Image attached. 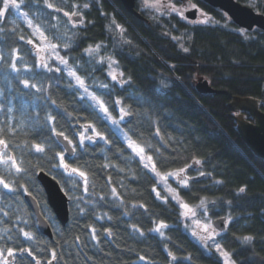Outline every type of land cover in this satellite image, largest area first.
<instances>
[{
	"label": "trees",
	"instance_id": "obj_1",
	"mask_svg": "<svg viewBox=\"0 0 264 264\" xmlns=\"http://www.w3.org/2000/svg\"><path fill=\"white\" fill-rule=\"evenodd\" d=\"M237 1L264 15V0ZM49 2L62 11L48 9L42 0H26L25 10L34 19L33 8L40 18L50 22L47 23L52 28L49 31L59 29L60 36L76 33L72 37L73 46L68 49L69 64L76 61L85 70L77 68L90 90L98 95L111 92L102 99L112 116L118 118L121 106L132 115L126 116L118 129L100 119L89 107L90 101L80 99L77 90L70 86L74 80L63 71L41 75L35 68L37 57L33 45L26 43L28 39H35L32 29L18 19L15 24L11 23L13 14L9 13L0 25L4 29L0 31V52L7 58L12 48L18 49L24 62L33 68L32 72H24L23 78L35 74L30 82L38 86L42 83L46 88L41 92L26 89L19 81L11 79L15 73L0 70V91L5 93L0 98L4 106L0 111L2 138L10 145L13 156L18 161L22 159L28 170L23 179L16 174L11 178L17 187V191L11 193L8 223L13 243L0 239V248L5 254L8 248L14 249V257L7 258L11 264H49L52 261L55 264H225L221 254L215 249H205L191 235L180 216L181 209L171 197L167 203L156 198L153 187L161 191L156 178L128 148L121 129L138 144L152 145V149H146V154L153 155L159 170L187 167L189 187L177 190L186 202L195 206L201 198L207 197L215 201L214 205L208 204V217L214 219V223L231 217L216 240L235 264H264V159L246 144L238 127L237 118L251 123L255 122L254 118L230 108L234 98H248L257 101L264 112V32L240 30L209 6H205V10L210 13V22L195 24L177 15L140 12L141 0L137 2V9L143 19L130 15L119 0H92V8L85 14L86 26L64 33L63 12L71 13L75 6L89 3L87 0ZM57 21L59 28H53V22ZM116 25L125 29L123 36L130 44L121 40ZM20 36L25 39L21 40ZM97 43L106 46L102 48L103 55L118 61L123 79L129 81L123 87L112 81L103 67L93 69L84 64V49ZM181 45L189 51L185 52ZM61 52L64 56L65 51L61 49ZM17 64L22 67L20 61ZM5 75H9L8 80L4 79ZM199 81H208L222 94H199L195 88ZM100 84H108L109 88H99ZM117 99L122 105L114 103ZM53 100L55 104L51 103ZM9 104L11 113L7 111ZM48 115L55 119L47 121ZM89 124L109 142L100 140L91 128L84 132ZM53 125L56 131H63L77 144L78 160L73 167L86 173L87 192L82 177L73 174L69 178L62 168L53 167L58 163L56 153L62 149L51 130ZM81 132L85 136L92 135L96 143L85 140L81 148L78 144ZM35 144H41L45 152H36ZM197 159L200 164L195 163ZM66 162L71 163L72 159L67 158ZM201 170L204 176L199 175ZM41 171L55 177L73 197L70 220L66 226L57 222V230L52 226V240L39 233L36 218L24 201V194H33L44 216L50 212L55 219L37 180ZM20 184L28 191L19 187ZM113 187L123 204L113 198ZM241 187L245 192L239 191ZM160 196L166 195L160 193ZM140 204L145 207L140 208ZM199 213L203 218L200 209ZM160 221L169 226L164 229L170 237L167 241L150 231ZM133 225L144 235L134 231ZM21 228L31 232L33 239L25 238ZM91 228L96 229L95 239ZM109 228L111 236L106 232ZM245 235L254 238L251 243L243 242ZM21 249H30L32 255L21 253ZM169 251L176 255L175 261L168 255ZM141 256L145 259L141 260ZM188 256L192 257L191 261ZM0 264H3L2 259Z\"/></svg>",
	"mask_w": 264,
	"mask_h": 264
},
{
	"label": "snow or ice",
	"instance_id": "obj_2",
	"mask_svg": "<svg viewBox=\"0 0 264 264\" xmlns=\"http://www.w3.org/2000/svg\"><path fill=\"white\" fill-rule=\"evenodd\" d=\"M43 4L48 8V9H53L55 12H60L62 11L60 8L55 7L52 3L49 2V0H42ZM145 6L154 8L157 12H159L160 15H164V12L160 11V0H144ZM26 5V0H0V25H3L5 20L7 19L10 10H14L16 13L17 19L23 21L26 23L28 28H31L33 30V35L37 37V39L40 41L39 44H35L32 39L26 40V43L29 45H33V48L35 49L36 53V63H35V68L36 70L43 75V73H60L63 71L68 78L71 80H74V84L70 85L74 89L77 90V92L80 95L81 100L87 99L91 103L89 104V107L93 108L94 111L96 112L97 116H99L100 119L109 122L110 125L116 126L119 129V126L122 121L125 120L126 116L132 115V113L128 110H126V107L121 106L119 109L118 113V118L112 116V114L109 112V107L106 105V102L104 99H102V96L104 95H111V92H104L98 95L95 91L90 90L89 84L86 83V79L82 77L80 74H78L77 68H80L79 64H77L76 61H73V64H69V59L68 56L70 53L68 52V49H70L73 46L74 40L72 37L76 35V33H72V36H68L65 34L64 36H55L54 42L53 39H49L47 35H45V32L41 30L40 26L34 25L33 20L29 17V11L25 10ZM85 8L88 7L87 4L84 5ZM165 8L169 10V14L171 13H176L178 16H180L183 19H187L184 17V11L187 10V8H192V9H197L196 4H187L185 9L182 10L180 8H177L174 4H167L164 5ZM199 11V9H197ZM63 15L65 17H68L69 23H71L73 28H76L77 25H83V17L82 14L76 11H73L71 13L64 11ZM79 16L80 19L78 21L73 20V17ZM200 16L201 19L198 21H189L190 23H201V24H208L210 20L212 19L211 17L208 16L207 13H204L200 11ZM11 23L15 24L16 21L13 20ZM116 28L119 29L120 32V38L124 43L130 44L131 41L127 40L124 38L123 33L125 32V29H123L120 25H116ZM3 28H0V31H3ZM21 40H24V36H20ZM173 39H176V37H173ZM62 42V47L63 50L65 51V55L61 56L59 52L57 51L58 48L61 47ZM183 50L185 52H188L189 49L181 45ZM106 48L105 45L102 43H97L94 46L89 45L87 48L84 49V53L90 58L88 63H92L93 60L97 64H104L107 62V66L109 68L108 76L111 78L112 81L116 82L117 85L120 87H123L124 84L128 83L129 81L126 79H123V72L117 73L115 69H113L114 64H118V61H116L112 56L110 55H100L101 49ZM31 51V50H29ZM48 51L51 55L46 57L43 55ZM54 57L57 61L55 65H50L49 64V59ZM17 61H20L23 67L18 66ZM75 65V66H74ZM63 66V68H61ZM7 69L9 70V74L15 73L16 75L11 76L12 80H17L21 84H23L24 88L26 89H35L36 92H41L42 90L46 91V88H44V85L41 83L39 86L36 83H31L30 81L35 78V74L33 76H30L29 78H23V73L24 72H32L33 68L30 67L26 62H24L23 57L19 54V50L16 48H12L10 52L7 55L0 52V70ZM80 71H85L83 68H80ZM59 78V77H58ZM5 80L9 79V75H5L4 77ZM166 87V85H164ZM99 88L102 89H108L109 85L108 84H100L98 86ZM5 96V93L3 91H0V98H3ZM52 104H55L56 102L53 100L51 101ZM116 105H122V101L117 99L114 101ZM4 110L3 104H0V111ZM7 111L11 113L12 111V106L9 104L7 107ZM55 118L51 115H48L46 117V120L51 122ZM91 128L92 132L95 136L99 137L100 140H103L105 143H108L109 141L107 140L106 137H104L100 132L96 131L95 127L91 124L87 125V127L84 128V132H87L88 129ZM55 136L57 138L63 137L64 141H67V144L63 145L62 149L60 152L56 153V157L58 158V163L53 165V167L57 168H62L63 172L67 174V177L71 178L73 174H76L78 177L83 178V185H84V191L87 192L88 188V177L84 171H81L78 167H73V164L76 163L78 160V157L76 156V150H77V144L73 143L72 139H69L68 136L64 134L63 131H56L55 126H52L51 129ZM3 129L0 128V145L3 146V149L0 150V164H2L5 168V170L8 172L9 175L12 174V171L14 169L15 174L19 176L21 179L24 178V176L27 174V168L24 167V161L17 160V158L13 155L8 154V143L7 141L2 138L3 134ZM10 132L14 131L13 129H9ZM121 135L124 137V139L127 141V146L128 148L132 149V152L135 153V156L139 157L140 162L143 163V167L147 169L150 173L154 175L156 178V183L163 185V190L168 194L165 197L160 196V192L157 191L156 187H153L152 191L155 193L157 199H161L164 203L168 202V198L171 197V199L179 206L181 209L180 211V216L183 217L184 219H193L197 216V209H200L202 215H203V221L202 220H195V223L200 226V230H193L192 235L194 237H197V239L203 244V247L205 249H215V251L222 256L225 257V264H235L234 261L231 260L230 254L227 251L222 250V245L215 239L217 235H219V232L217 231V228L213 226L211 219L208 217V204H215V201H209L207 197L201 198L199 200V203L196 204L195 206L189 204L186 202L183 197L180 195V193L177 191L176 188L171 187V185L168 183L169 177L173 178L175 183L181 187V188H188L189 187V180L190 177L185 175L187 172V167H180L174 170H164L161 171L157 168V164L155 160L153 159V155L146 154V149H152L151 144H138L136 141L132 140L131 137L127 135V133L123 132L121 129ZM84 132H81L79 134L78 138V144L81 148L84 147V142L85 140L89 141L90 143H96V141L93 139L92 135L85 136ZM156 134L159 136V128L156 129ZM71 146V147H69ZM35 148L36 152L39 153H44L45 149L41 144H35L33 146ZM158 153V149H155ZM64 153H68V155L72 158V162H66L65 161V155ZM196 164H200L201 162L197 159L195 160ZM161 166H163V160H161ZM190 166V165H189ZM107 167V165H105ZM200 176H204L205 173L201 170L199 171ZM55 179V177H53ZM67 182V181H66ZM110 182V178H109ZM15 180L13 181H8L5 179L3 175H0V185L3 186V189H7L9 193H15L17 191V187L15 185ZM75 186H79L78 184L73 181ZM217 183H221V181H217ZM19 187L24 188V191L27 192V188L24 187L23 184H20ZM241 193L245 192V188L241 187L239 189ZM111 193L113 195L114 199H119L121 204H123V199L120 197V194L117 192L116 188L111 189ZM30 195V193H29ZM65 195L69 196V199H73V197L66 192ZM77 200H82L83 197H75ZM103 199V197H101ZM137 205H133V207H136ZM140 208H144L145 206L143 204L139 205ZM84 209L81 208V213H83ZM7 215V213H5ZM97 219H103V217H97ZM108 219H111V217H108ZM206 221V222H204ZM231 222V217H229L226 220V223ZM133 230L139 232L141 236L144 235L143 231L138 229L136 225H133ZM169 226L164 223L163 221H160L155 224L153 228L150 229L151 232L153 233H158L159 236L164 239L165 241L169 240L170 237H168L164 231V229H167ZM187 227V226H186ZM20 231L23 233L24 237L27 238L28 240L33 239V235L31 232H26L23 230V228L20 229ZM106 232L109 236L112 235V230L106 229ZM91 233L93 239H95V234H96V229L91 228ZM79 238L77 237V240ZM254 238L249 235H245L242 237V240L244 243H251V241ZM211 241V243H209ZM27 252L28 255H32L30 249H21V253ZM15 252L14 249L8 248L7 249V256L8 257H14ZM168 255L171 257L173 261L177 259L176 255L169 251ZM53 257H55V252H53ZM0 259L3 260V264H9L8 259L5 257L4 254V249L0 248ZM141 260H144L145 257L141 256ZM188 260L191 261L192 257L188 256Z\"/></svg>",
	"mask_w": 264,
	"mask_h": 264
},
{
	"label": "water",
	"instance_id": "obj_3",
	"mask_svg": "<svg viewBox=\"0 0 264 264\" xmlns=\"http://www.w3.org/2000/svg\"><path fill=\"white\" fill-rule=\"evenodd\" d=\"M119 1L130 15L143 19L142 14L137 9L138 0ZM202 1L209 7L226 13L238 28L249 32L255 29L264 32V15L256 12L253 8L237 0ZM197 16V10L187 13V18L193 21L196 20ZM79 19L80 17L74 18L76 21ZM195 88L199 94H222V92L213 89L208 81H199ZM230 108L235 112L249 113L254 118V123L237 118L238 127L246 144L251 147L258 157L264 159V112L259 109L258 102L248 98H234ZM55 138L61 147L67 144V141H64L63 137L57 138L55 136ZM65 155L68 159H72L68 153H65ZM37 180L46 195L48 207L54 214L55 219L61 226H66L70 220V199L68 195H65L66 192L60 182L57 179H53V176L44 171L37 174ZM24 198L25 203L36 218L39 233L52 240L54 238L52 224L44 216L38 200L31 193L30 195L26 194ZM214 226L217 228V231L223 232L226 229V219H219L214 223ZM49 264H55V261Z\"/></svg>",
	"mask_w": 264,
	"mask_h": 264
},
{
	"label": "rangeland",
	"instance_id": "obj_4",
	"mask_svg": "<svg viewBox=\"0 0 264 264\" xmlns=\"http://www.w3.org/2000/svg\"><path fill=\"white\" fill-rule=\"evenodd\" d=\"M88 1V3L89 4H87L88 5V7L87 8H85L84 6H75V11L76 12H79V13H81L82 14V17H83V25H77V27L76 28H73L72 27V25H71V23H69V20H68V17H65L64 15H63V17H64V20H65V22H64V24H62L63 26H65V28H66V31H64V33H67V32H69V31H72V30H75V29H80V28H83V27H85L86 26V22H85V14H86V11H90V9L92 8L91 7V1L92 0H87ZM152 2H154V0H152ZM169 3H171V4H174L177 8H180V9H182V10H184L185 9V7H186V5L187 4H199L198 3V0H160V11L161 12H164L165 14L164 15H168V16H170V17H173V16H175V15H177L176 13H171V14H169V10L167 9V8H165L164 7V5H167V4H169ZM141 5H140V8H139V11L140 12H142V11H144V12H148V11H152L153 13L151 14V15H160L159 14V12H157L154 8H150V7H146L145 6V2H144V0H141V3H140ZM197 9H199V7H198V5H197ZM31 10H32V12H33V17H35L34 19H32L31 17V19L33 20V24L34 25H39L40 26V28H41V30L42 31H44L45 32V35H47L48 37H49V39H53L54 40V37L55 36H60L61 34H59V29L57 30V31H49V30H51L52 28H50V27H48L47 25L48 24H50V22H48V20L46 19V18H40V16H38V12L36 11V12H34L33 11V8H31ZM191 10H194V9H192V8H187V10H185L184 11V17H185V14H186V12H190ZM10 12L13 14V16H12V19L13 20H16L17 19V17H16V13H15V11L14 10H10ZM202 12H204V13H206L205 11H202ZM178 16V15H177ZM37 17H39L40 18V20H39V22H37L36 21V19H37ZM77 17H79V16H77ZM180 17V16H179ZM74 18H76V17H73L72 19L74 20ZM181 18V17H180ZM201 19V16H199V19L198 20H200ZM19 20V19H18ZM197 20V21H198ZM48 23V24H47ZM194 23V22H193ZM26 24V23H25ZM195 24H201V23H195ZM61 25V26H62ZM56 26V28H59L58 27V21L57 22H53V28ZM26 27H27V25H26ZM32 33H33V30H32ZM33 35V34H32ZM34 36V35H33ZM34 43L35 44H39L40 43V41L37 39V37H35L34 36ZM54 42H56L55 40H54ZM61 43V47L60 48H58L57 49V51L59 52V54L61 55V56H63L62 55V52H61V49H63V47H62V42H60ZM94 46V45H93ZM103 50L101 49V52H102ZM34 52H35V49H34ZM36 54V53H35ZM43 55H45L46 57H48V56H50L51 54L48 52V51H46L45 53H43ZM100 55H103L102 53H100ZM84 56H85V60H86V62L84 63V64H88L89 65V67H92L93 69L94 68H98V67H103L104 69H105V72L107 73V75H108V72H109V68H108V66H107V62H105L104 64H97L96 62H95V60H93L92 61V63H88V61H89V57L84 53ZM49 64L50 65H55L56 63H57V61H56V59L54 58V57H52L51 59H49ZM113 69H115L116 71H117V73H119V72H121V70H120V68L118 67V64H114L113 65ZM109 77V76H108ZM110 78V77H109ZM111 79V78H110ZM95 83L97 84V81H95ZM197 84V83H196ZM196 84H195V86H196ZM11 152V151H10ZM9 154V153H8ZM10 155H13L12 154V152L10 153ZM64 155H65V153H64ZM67 160V157H66V155H65V161ZM0 167H2V168H4V166L3 165H0ZM5 169V168H4ZM187 173L188 172H186L185 173V175H187ZM168 183L171 185V187H173V188H176L177 190L178 189H180L181 187H179L176 183H175V181L173 180V178H171V177H169V180H168ZM159 186H160V188H161V191L159 190V192L161 193V194H164V196L166 195H168L164 190H163V185H160V184H158ZM1 186V185H0ZM2 187V186H1ZM47 211V210H46ZM47 215H46V218L50 221V223L52 224V226L54 227V228H56V230H57V220L56 219H53L52 218V215H51V213L50 212H47L46 213ZM55 218V217H54ZM197 219H199V220H202L203 221V219L204 218H201V214L199 213V209H197V216L195 217V218H193V219H184V221H185V223L187 224V227H188V229H189V232L190 233H192V231L193 230H197V231H199L200 230V226H198L196 223H195V220H197ZM211 221H212V224H213V226H214V219H211ZM204 222H206V221H204ZM219 232V231H218ZM192 235V234H191ZM193 236V235H192ZM218 236V235H217ZM217 236L215 237V239L217 238ZM11 238L9 239V240H7L8 241V243H13L12 241L13 240H11L12 239V236H10ZM194 237V236H193ZM195 239H197V237H194ZM198 240V239H197ZM199 241V240H198ZM5 254V253H4ZM5 257L6 258H8V256H7V252H6V254H5ZM224 257V256H223ZM8 259H10V257L8 258ZM224 261H225V257H224ZM2 262H3V260H2ZM8 262H9V264H11L12 263V261H9L8 260Z\"/></svg>",
	"mask_w": 264,
	"mask_h": 264
},
{
	"label": "flooded vegetation",
	"instance_id": "obj_5",
	"mask_svg": "<svg viewBox=\"0 0 264 264\" xmlns=\"http://www.w3.org/2000/svg\"><path fill=\"white\" fill-rule=\"evenodd\" d=\"M198 7H199V11L197 9H194V10H197L198 11V16L196 18V20L194 21H197L199 19V16H200V11H205L208 16L210 15V13H208L207 10H205V6H208L207 4H205L202 0H198ZM202 3V4H201ZM214 9V8H213ZM216 11V13H218L227 23H232V20L230 19V17L224 13L223 11L219 10V9H214ZM193 11V10H191ZM189 12V11H188ZM185 14V17L187 18V13ZM210 17V16H209ZM180 18V17H179ZM181 20L183 21H186V22H189V21H193V20H190V19H183V18H180ZM220 21V20H219ZM86 22V21H85ZM190 23V22H189ZM87 24V23H86ZM235 25V24H234ZM240 29V28H239ZM240 30H243V29H240ZM257 30V29H255ZM243 31H247V30H243ZM249 32V31H247ZM253 32V31H252ZM3 149V146L0 145V150ZM11 147L10 145L8 144V153L10 154L11 152ZM2 165V164H0ZM12 174H15V171L13 169L12 171ZM12 174L9 175L8 172L0 167V175H3L5 177L6 180L8 181H12L11 178H12ZM2 186V185H1ZM0 186V239L2 240H9L11 237V229L10 227L8 226V223H10V217H11V202H10V197H11V193H9L7 191V189H3V186L1 187ZM28 194V193H26ZM24 194V197L25 195ZM24 201H25V198H24ZM5 213H7V215H5ZM4 224V225H3ZM38 229V228H37Z\"/></svg>",
	"mask_w": 264,
	"mask_h": 264
}]
</instances>
